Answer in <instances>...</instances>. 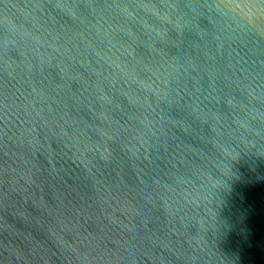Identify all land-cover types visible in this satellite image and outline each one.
Wrapping results in <instances>:
<instances>
[{
    "label": "water",
    "instance_id": "95a60500",
    "mask_svg": "<svg viewBox=\"0 0 264 264\" xmlns=\"http://www.w3.org/2000/svg\"><path fill=\"white\" fill-rule=\"evenodd\" d=\"M0 264H264V0H0Z\"/></svg>",
    "mask_w": 264,
    "mask_h": 264
}]
</instances>
